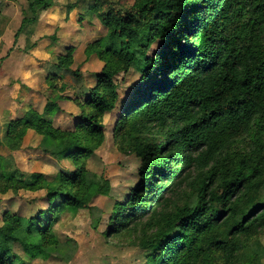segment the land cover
Here are the masks:
<instances>
[{
  "label": "trees",
  "instance_id": "trees-1",
  "mask_svg": "<svg viewBox=\"0 0 264 264\" xmlns=\"http://www.w3.org/2000/svg\"><path fill=\"white\" fill-rule=\"evenodd\" d=\"M52 6L30 2L36 15ZM89 9L105 29L85 49L103 63L94 86L63 82L81 78L67 46L42 112L25 111L0 142L9 152L0 155V194L43 191L48 205L35 216L2 213L0 264H25L20 253L72 257L73 241L50 230L110 195L86 163L115 112L114 142L139 180L114 200L104 237H125L140 264H264V0H94ZM130 73L138 78L124 88L118 79ZM63 101L80 110L72 127L47 120ZM30 130L43 153L74 170L23 173L11 153Z\"/></svg>",
  "mask_w": 264,
  "mask_h": 264
},
{
  "label": "rangeland",
  "instance_id": "rangeland-1",
  "mask_svg": "<svg viewBox=\"0 0 264 264\" xmlns=\"http://www.w3.org/2000/svg\"><path fill=\"white\" fill-rule=\"evenodd\" d=\"M116 3L120 0H109ZM125 6L133 0H122ZM31 0H0V142L4 141L12 122L23 117L25 111L42 112L47 103V78L56 72L57 57L64 55L67 46H74V65L81 78L75 80L66 74L64 83L75 88L83 85L92 87L103 63L95 56L87 59L85 49L88 44L105 35V29L98 18L90 13L94 0H51L53 6L48 10L30 9ZM70 10V11H69ZM37 18V19H36ZM34 22L26 23L24 20ZM61 74L60 72H56ZM138 75H122L118 82L126 88L137 80ZM62 82V80H61ZM59 81V87L61 85ZM60 112L47 120L62 128L72 127L80 110L73 103H59ZM116 112L109 115L105 122L106 140L87 161L86 168L99 178L107 180L111 193L94 201V210H80L73 214L67 212L52 226L61 241L71 242L73 253L56 256L48 260H28L25 264H140L138 251L129 246L125 237L106 239L103 235L115 199H122L127 189L139 177L133 158L124 156L116 147L113 127ZM42 137L30 130L20 151L12 152L18 168L25 174L41 173L53 178L60 170L73 171L70 160L58 161L40 149ZM9 152L2 145L0 155ZM44 192L21 190L18 194H0V226L3 212H22L23 215H36L48 208L43 201ZM70 243V244H71ZM264 243V239H263Z\"/></svg>",
  "mask_w": 264,
  "mask_h": 264
}]
</instances>
